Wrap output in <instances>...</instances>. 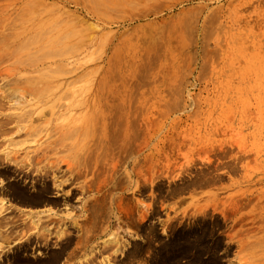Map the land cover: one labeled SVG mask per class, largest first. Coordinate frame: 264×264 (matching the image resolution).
Returning <instances> with one entry per match:
<instances>
[{
	"label": "rangeland",
	"instance_id": "obj_1",
	"mask_svg": "<svg viewBox=\"0 0 264 264\" xmlns=\"http://www.w3.org/2000/svg\"><path fill=\"white\" fill-rule=\"evenodd\" d=\"M80 2L84 8L55 3L60 8L55 16L63 20L53 65L58 77L51 99L40 111V141L57 137L60 128L71 134L91 112L101 121L110 100L119 104L118 109L126 107L116 111L124 123L128 106L135 109L129 119L134 117L138 130L133 150L120 168L132 178L119 173L121 186L105 193L106 207L114 200L122 222L104 223V237L98 242L106 240L109 249L96 261L110 254L113 264H153V252L168 239L172 227L176 235L202 234V245L218 249L214 257L219 264L242 263V255L251 252L237 254L236 244L244 239L247 227H232V211L240 207L237 217L247 219L257 193L264 192V0ZM47 62L44 70L50 68ZM68 137L75 142L78 135ZM147 162L150 182L144 183ZM8 165L10 179L0 180L24 185L16 165L4 163ZM2 198L10 210L1 217H15L19 224L15 231L22 230L31 241L23 257L32 262L45 259L60 241L48 236L47 250L38 248L43 240L35 239L28 214L47 206ZM147 204L148 214L143 212ZM72 230L68 229L76 234ZM146 230L151 234L148 243ZM22 242L0 240L4 254ZM131 247L141 248L136 258ZM209 255L201 253L193 264H208Z\"/></svg>",
	"mask_w": 264,
	"mask_h": 264
},
{
	"label": "bare ground",
	"instance_id": "obj_2",
	"mask_svg": "<svg viewBox=\"0 0 264 264\" xmlns=\"http://www.w3.org/2000/svg\"><path fill=\"white\" fill-rule=\"evenodd\" d=\"M73 1L0 0V178L10 179L12 168H9V165L4 166V163L12 162L16 165L14 169L18 172L19 177L17 178H20L24 184L16 180L11 181L12 179L4 184V180H0V217L10 210L9 206L5 207L6 199H3V196L23 204L46 205L47 209L28 214L30 221L28 225H32L30 228L35 232V239L43 240L38 248L47 250L48 236L60 241L55 247L52 246L49 249L45 259L29 261L23 257V253L28 249L27 246H30L28 244L30 239L25 238L22 230L18 233L15 231V227H18L15 226L17 220L15 222V217L13 219L11 214H8L0 218V240L5 244L13 243V241H23V244L18 247L15 245L16 249L12 250L11 254H4V248L0 244V259L2 258L0 264L4 262L7 264H82L84 262L86 264H113L110 254L101 258L99 262L96 261L97 256H102L109 249L106 240L98 241L104 237L105 222L110 223V220H113L111 222L115 224L122 222V217L117 216L118 211L115 202L113 203L114 200L110 199L109 206L106 207L105 193L111 189L116 191L121 186L118 183L123 175L128 179L132 178L129 173H121L120 168L126 163L128 155L133 150V143H135L132 141L134 131L136 130V133L138 131L135 127L137 125L132 121L134 117L129 119L131 113L134 112L132 110L135 109L131 110V107L127 105L128 111L124 123L120 114H117L119 112L116 113V111L126 107L118 109L119 104L114 105L115 103L113 104L110 100L112 105H106L104 111L107 110V115H104L103 119L101 116V121H98L100 115L94 117L95 112H91L89 118L84 115L86 119H82L78 127H73L75 130L72 128L71 134L78 135V138L74 137L75 142H71L68 137L72 136L71 130L65 133L62 128L55 132L58 134L57 137L51 140H49L50 137H46L40 141L42 131L39 126L40 111L42 106L51 99L55 88L54 83L58 77L53 65L59 51L57 49L58 26L63 20L55 16L60 9L56 8L55 3L60 2L64 7H68V3H73L84 8L81 0ZM100 1L99 4L102 3ZM45 2H50L51 5H46ZM47 60L50 68L44 70L43 66ZM106 91L109 92V90ZM105 104L107 102L102 106ZM145 128V146H147L148 124ZM45 136L48 135L45 134ZM33 144L35 146L31 147ZM148 162L146 163V176L143 174L142 178L144 183L150 182L151 165L148 166ZM119 173L122 174H120L121 177ZM101 177L103 179H100ZM128 179L124 180L128 181ZM26 182L30 183L31 191L30 187L25 185ZM108 185L110 186L107 187ZM244 201L245 199H242L238 202L242 205ZM255 203L252 214L245 220L241 216L237 217L240 207L232 211V227L239 226V229L244 225L247 227L243 230L246 241L243 243L244 239L241 238L242 243L239 240L238 243L236 242L237 254L249 250L251 252L244 258L242 255L239 259V262H242L240 264H264V192L257 193ZM143 209V212L148 214L149 204ZM244 221L248 223L244 224ZM171 228L168 239L161 243L159 248L157 247L158 250L155 248L157 251L153 252L155 253L152 257L153 264H177L183 258L187 259L186 264H193L201 253L210 254L211 260L208 264H219V260L214 257V252L218 249L212 247L211 244L208 247L206 243L202 245V234L200 236L195 232L189 233L188 236L176 235ZM68 229H73L72 232L76 234L73 235ZM40 230L42 233L39 232ZM148 232L146 230L145 233ZM148 235L151 234L148 233L146 238L144 237L147 243L150 241ZM72 244L74 246L69 250ZM140 249L137 247L133 250L132 248L135 254L131 256L136 258ZM140 252L142 253V250ZM127 255L125 259H129ZM81 257L83 258L82 263L79 261Z\"/></svg>",
	"mask_w": 264,
	"mask_h": 264
}]
</instances>
